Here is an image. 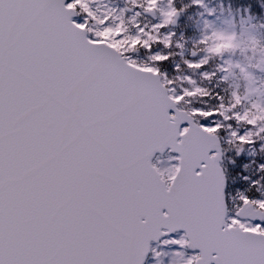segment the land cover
Instances as JSON below:
<instances>
[{
  "label": "snow or ice",
  "instance_id": "snow-or-ice-1",
  "mask_svg": "<svg viewBox=\"0 0 264 264\" xmlns=\"http://www.w3.org/2000/svg\"><path fill=\"white\" fill-rule=\"evenodd\" d=\"M182 11L174 0H0V264H144L150 241L181 229L162 241L180 246L171 264H264V161L234 193L224 165L258 142L264 155V40L205 32L198 58L170 75ZM238 48L249 63L205 69ZM234 69L244 90L227 96L192 75L226 81ZM165 148L178 155L161 168L151 157Z\"/></svg>",
  "mask_w": 264,
  "mask_h": 264
},
{
  "label": "rangeland",
  "instance_id": "rangeland-1",
  "mask_svg": "<svg viewBox=\"0 0 264 264\" xmlns=\"http://www.w3.org/2000/svg\"><path fill=\"white\" fill-rule=\"evenodd\" d=\"M241 1H245V0H239V2ZM248 2L252 3V5L256 6L258 8V11L260 12L259 16V20L258 21H254L253 19H251V17H255L253 16V14L250 13V10L248 8V15H244V19L243 16L240 12V9L236 8V10H233L232 7L229 5L231 3V0H203V4L199 5L201 7V11H202V15L201 18L199 20V27H200V32L201 35L198 36V34H196V29L194 31V37L193 36H186L185 37V27L186 24H193V21L191 20L190 16L187 15L189 14V12H187V20H184L182 18L181 20V24H182V28L181 29H174L171 27V30L173 32H175L176 34V38L180 41L181 44L184 45V47L182 49L180 48H174L175 50V55H176V60L177 58H179V62L182 59H187L190 58V50L191 48L194 49H199L201 46L199 44H197L196 42L199 41L202 37V35L205 32H211L213 30H217V31H223L226 33H236L237 37L241 40H247L249 36L254 35L259 39L264 40V3L262 4L260 2V0H249ZM98 3L100 4V6L102 7L105 3H110L113 7H124L125 6V2H121L120 0H98ZM175 3V2H174ZM192 5L191 7H194V4L192 3V0L190 2ZM168 5V0H160V6L162 8H167ZM190 6V5H189ZM251 7V6H250ZM211 10V11H208ZM239 15V17H241L240 20V24L238 25L235 22V17ZM142 22L143 23H147L149 25H151L152 23H156L159 20V13H157L156 17H142ZM205 20H208L210 22V27H205ZM195 26V25H193ZM196 28V27H195ZM192 30V28H191ZM193 32V30H192ZM112 38V34L110 33L106 39H111ZM190 38V42L191 44L186 45V41L187 39ZM183 39V40H181ZM183 53V56L180 55V53ZM199 55H203V52H198ZM187 56V58H186ZM252 56V53L250 50H245L244 52H241L240 49H236L235 54H229V53H225L224 57H214L211 58L209 60V63L212 62L214 60V63L212 66H214L210 70V71H216L218 65H221L224 63L225 60L231 59V61L233 63L235 62H240L241 64H247L249 63L248 57ZM259 58V54H257V57L253 58V60L251 61L252 63L256 62V59ZM191 59V58H190ZM206 69V68H205ZM165 71V70H164ZM193 75V79H195L202 87H207L206 84H211L216 82L217 80L212 81L211 83L204 81L202 79V77L199 75V73H195L192 74ZM217 75H221L220 73H218ZM256 76L260 79H264V73L256 71ZM224 87H220L219 90L217 88L218 91H220L222 93L223 89H227V92H231L233 89H236L237 86H239V89L241 92H243L244 90V85H245V81L241 78L240 72L238 69H234L233 70V74L229 76V78L224 81V80H219ZM216 85V84H215ZM171 156H176L174 154H171L169 152H167L164 155H158L155 160L154 163H156L158 165V167L164 168L169 166L170 163H176V161L174 160H170L169 157ZM240 190H244L245 188L243 187H237ZM236 188V189H237ZM183 233H178L175 234L174 236L170 237L169 239H179V237L182 235ZM153 249H155L156 251H159L161 253L160 257H156L154 255V253L152 252V254L149 257L148 263L147 264H157V260L162 261V264H171V261L173 259V255L176 251L181 250L179 245L176 244H164V243H159V244H155L153 246ZM183 251H185L186 254H191L192 252H190L187 248L183 249Z\"/></svg>",
  "mask_w": 264,
  "mask_h": 264
},
{
  "label": "trees",
  "instance_id": "trees-1",
  "mask_svg": "<svg viewBox=\"0 0 264 264\" xmlns=\"http://www.w3.org/2000/svg\"><path fill=\"white\" fill-rule=\"evenodd\" d=\"M190 2L191 1L183 0L180 8L183 9L185 12L193 11V9L195 11L196 8L191 7L192 4ZM188 44L189 42H186V45ZM172 51L174 55L173 57L169 58V61L166 63L164 67V70L168 71L169 73H172L174 71L175 63H176L175 50L173 49ZM256 147L259 150V142L257 143ZM229 156H232V158L236 159L237 163L235 164L229 163ZM260 161H264V155L260 154L259 152H257V154L254 156L249 155L248 153H242L238 158L234 157L232 152L226 153L225 167L227 168V174L229 176V185L231 189H236L237 187L246 188L249 186L251 179L259 178L260 173L256 171V163ZM246 163L249 165L247 169L243 167L244 164ZM243 175H248L250 177V180L245 182L243 180Z\"/></svg>",
  "mask_w": 264,
  "mask_h": 264
},
{
  "label": "water",
  "instance_id": "water-1",
  "mask_svg": "<svg viewBox=\"0 0 264 264\" xmlns=\"http://www.w3.org/2000/svg\"><path fill=\"white\" fill-rule=\"evenodd\" d=\"M149 16H151V15H149ZM179 19H180V16L177 17V19H176V23H175V25H173V26H177V25H178ZM192 52H193V51H192ZM192 58H195V57H192ZM167 150H168V148H165V150H164L163 152L157 150V151L153 154V156L151 157V160L153 161V159H154V157L156 156L157 153H164V152H166ZM171 152L176 153V152H174V151H171ZM177 154H178V153H177ZM257 222H260V221H257ZM178 231H183V229L178 230ZM173 233H175V232H173ZM169 234H172V233H169ZM169 234H168V235H169ZM162 237H163V236H161L160 239H161ZM160 239H159V240H160ZM159 240H154V241H159ZM151 242H152V241H150V249H151ZM191 250H192V249H191ZM149 253H150V250H149V252H148L147 255H146V258H145V260H144V264H145V262H146V259H147L148 255H149Z\"/></svg>",
  "mask_w": 264,
  "mask_h": 264
},
{
  "label": "clouds",
  "instance_id": "clouds-1",
  "mask_svg": "<svg viewBox=\"0 0 264 264\" xmlns=\"http://www.w3.org/2000/svg\"><path fill=\"white\" fill-rule=\"evenodd\" d=\"M241 41H246V40H241ZM218 47L220 49H225V48H229V47H235V44L232 42L231 39H220ZM253 118H256V117L253 115Z\"/></svg>",
  "mask_w": 264,
  "mask_h": 264
}]
</instances>
